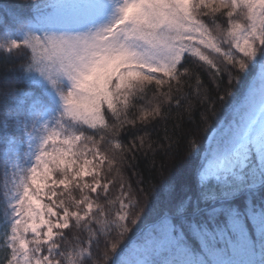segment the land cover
<instances>
[{
  "label": "snow or ice",
  "instance_id": "snow-or-ice-1",
  "mask_svg": "<svg viewBox=\"0 0 264 264\" xmlns=\"http://www.w3.org/2000/svg\"><path fill=\"white\" fill-rule=\"evenodd\" d=\"M0 62V264H264V0H0Z\"/></svg>",
  "mask_w": 264,
  "mask_h": 264
},
{
  "label": "trees",
  "instance_id": "trees-1",
  "mask_svg": "<svg viewBox=\"0 0 264 264\" xmlns=\"http://www.w3.org/2000/svg\"><path fill=\"white\" fill-rule=\"evenodd\" d=\"M3 78H4V72H3V68H2V62H0V85L3 84ZM157 164H159V161H157ZM113 175H116L115 172L113 173ZM179 176H180V173L174 171L171 178L179 180ZM165 177L168 178L167 172L165 173ZM65 231H67V230H65Z\"/></svg>",
  "mask_w": 264,
  "mask_h": 264
}]
</instances>
